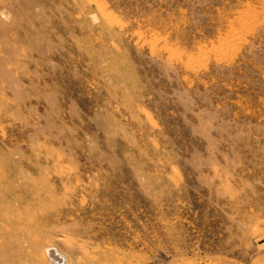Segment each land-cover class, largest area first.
Here are the masks:
<instances>
[{
  "label": "rangeland",
  "instance_id": "rangeland-1",
  "mask_svg": "<svg viewBox=\"0 0 264 264\" xmlns=\"http://www.w3.org/2000/svg\"><path fill=\"white\" fill-rule=\"evenodd\" d=\"M0 264H264V0H0Z\"/></svg>",
  "mask_w": 264,
  "mask_h": 264
}]
</instances>
